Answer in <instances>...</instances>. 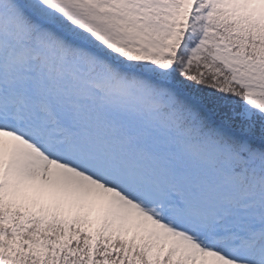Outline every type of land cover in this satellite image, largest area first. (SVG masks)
<instances>
[{"label":"snow or ice","instance_id":"1","mask_svg":"<svg viewBox=\"0 0 264 264\" xmlns=\"http://www.w3.org/2000/svg\"><path fill=\"white\" fill-rule=\"evenodd\" d=\"M0 264H264V0H0Z\"/></svg>","mask_w":264,"mask_h":264}]
</instances>
